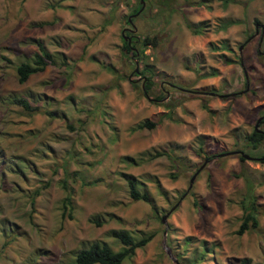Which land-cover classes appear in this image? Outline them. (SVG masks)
<instances>
[{"label": "rangeland", "instance_id": "obj_1", "mask_svg": "<svg viewBox=\"0 0 264 264\" xmlns=\"http://www.w3.org/2000/svg\"><path fill=\"white\" fill-rule=\"evenodd\" d=\"M138 2L0 0V264H72L93 242L117 251L111 230L152 235L122 264H264V139L245 140L264 113V0H143L124 25ZM35 42L65 66L19 84ZM145 120L156 127L134 130ZM249 195L257 225L237 235Z\"/></svg>", "mask_w": 264, "mask_h": 264}, {"label": "trees", "instance_id": "obj_2", "mask_svg": "<svg viewBox=\"0 0 264 264\" xmlns=\"http://www.w3.org/2000/svg\"><path fill=\"white\" fill-rule=\"evenodd\" d=\"M140 2L137 3L135 8L131 11L133 14L138 11L140 8ZM186 28L191 29L192 33L197 35L200 34L203 31V28L199 29L198 27H202L203 23H196V24H185ZM129 37V36H127ZM153 39V38H152ZM152 39H148L147 37H144L141 40V49L143 50L145 47L149 45H154V42H152ZM35 45L37 47V52H35L32 55V61L31 63L22 62L18 64L15 68L16 76H17V82L19 84L24 83L29 76L41 73L44 71V69L47 66H65V61L63 56L60 54V61L59 64H56L53 61L52 55L45 50L44 46L40 42H35ZM122 52L124 54H129L131 57L137 56V51L133 50L131 41L129 43L127 40H122L121 45ZM109 72H112V68H108ZM216 73L215 71L210 72L207 75H203L202 77L207 76H214ZM140 75V74H139ZM146 83L143 84L142 94L143 96L149 100L148 97V91L151 86V83L148 79H145ZM162 97L160 98V100ZM16 104L21 106L24 110L32 111L33 109L29 106L28 102L24 99H16L14 101ZM203 109L206 110L205 105H202ZM264 125V120L261 121L259 124ZM157 125V122H151V121H143L139 124H137L134 127V130H140V129H153ZM258 125V124H257ZM260 131V130H259ZM264 139V134L260 132L254 131V129L250 132L249 135L246 136L245 140L248 145L251 146V148H256L261 141ZM160 156H165L171 163V165L174 168H177L178 161L175 157L171 156L169 153H163V152H154L152 154L151 158H157ZM206 160H209L208 157L205 158ZM240 161L242 159L238 158ZM264 157L260 159V161H263ZM233 177H237V175H233ZM124 181L126 183L127 189H128V195L132 200H139L146 204H148L151 208H153V204L148 196L147 193H140L137 190L136 187V180L130 176V175H124ZM62 188L65 192V196L62 199V213L61 216H64V211L67 210V217L70 218V208H71V190L67 187L66 183L62 182ZM255 207H254V198L252 196H248L247 199V206L244 207V213L242 215L241 223L236 231L237 235H241L243 231H245L248 226L255 228L257 225V221L255 218ZM109 236L112 237L114 240H116L120 244V249L117 251H112L106 244L100 243V242H93L86 248L79 249L73 258L72 264H122V262L130 257L135 249L141 248L144 245H146L150 239L152 238V235H147L146 237L140 238L138 240H133L132 237L129 235V233L125 230H111L109 231ZM238 264H249L248 259H240L238 261Z\"/></svg>", "mask_w": 264, "mask_h": 264}, {"label": "water", "instance_id": "obj_3", "mask_svg": "<svg viewBox=\"0 0 264 264\" xmlns=\"http://www.w3.org/2000/svg\"><path fill=\"white\" fill-rule=\"evenodd\" d=\"M139 2H140V5H141V6H140V10L138 11V13H139V12L142 10V8H143V0H139ZM138 13H135L134 16L138 15ZM127 21L129 22V21H130V18H128ZM240 49H241V47L238 48V51H240ZM137 72H138L137 69H134V73H137ZM262 118H264V116H262V117H260V118H258V119L256 120V123H255L254 128H253L254 131H256V132H260V131L257 129V124H258V122H259ZM263 134H264V133H263ZM232 154H238L239 157H240L242 160H252V157H250V156H248V155H246V154H244V153H241V152H229V153L221 154V155H219V156L232 155ZM203 165H204V164H202V165H201V166L195 171V173L191 176V178L189 179V186H190V184L192 183V181L194 180L195 175L198 173V171L202 168ZM167 214H168V213H166L165 215H163V216L161 217V219H160V222H161V223H164Z\"/></svg>", "mask_w": 264, "mask_h": 264}, {"label": "flooded vegetation", "instance_id": "obj_4", "mask_svg": "<svg viewBox=\"0 0 264 264\" xmlns=\"http://www.w3.org/2000/svg\"><path fill=\"white\" fill-rule=\"evenodd\" d=\"M141 12V11H140ZM139 12V13H140ZM135 13H137V12H135ZM134 13V14H135ZM138 13V14H139ZM133 13H130L129 15H127V17H126V20H125V22H124V25H126V26H131V22L129 23L128 21H127V19L128 18H132L133 16H131ZM137 16V15H136ZM125 34H128V36L129 37H126L125 36ZM131 37H132V35H131V33H130V28H128V27H124L123 29H122V31H121V39L122 40H127V42L129 43V41H131ZM262 116H264V113H262L258 118H260V117H262ZM257 118V119H258ZM256 119V120H257ZM264 120V118H262L259 122H258V125H257V127L258 126H260V125H262L263 126V124L261 123V124H259L261 121H263ZM262 132V131H261ZM262 133H264V132H262ZM261 159V158H260Z\"/></svg>", "mask_w": 264, "mask_h": 264}, {"label": "crops", "instance_id": "obj_5", "mask_svg": "<svg viewBox=\"0 0 264 264\" xmlns=\"http://www.w3.org/2000/svg\"><path fill=\"white\" fill-rule=\"evenodd\" d=\"M200 22V21H199ZM199 22H191V21H188V23H190V24H196V23H199ZM202 32L200 33V34H197V35H195V34H192V35H194V36H196V37H200V36H202Z\"/></svg>", "mask_w": 264, "mask_h": 264}]
</instances>
